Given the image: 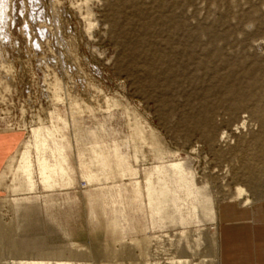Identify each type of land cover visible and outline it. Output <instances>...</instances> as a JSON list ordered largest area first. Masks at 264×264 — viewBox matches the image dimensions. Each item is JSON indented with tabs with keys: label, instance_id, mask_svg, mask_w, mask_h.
Instances as JSON below:
<instances>
[{
	"label": "rangeland",
	"instance_id": "374dc122",
	"mask_svg": "<svg viewBox=\"0 0 264 264\" xmlns=\"http://www.w3.org/2000/svg\"><path fill=\"white\" fill-rule=\"evenodd\" d=\"M0 19V264H264L255 227L243 257L216 236L226 212L264 222V0H0Z\"/></svg>",
	"mask_w": 264,
	"mask_h": 264
},
{
	"label": "crops",
	"instance_id": "0c3cea01",
	"mask_svg": "<svg viewBox=\"0 0 264 264\" xmlns=\"http://www.w3.org/2000/svg\"><path fill=\"white\" fill-rule=\"evenodd\" d=\"M2 138V139H1ZM3 137L0 136V170L3 166V164L6 162L8 155L10 154L11 150H8L7 148L5 150H3ZM66 155V151L58 148L57 147V151L56 154L54 156V161L53 163H49L47 165L48 167V171L52 174H59V173H66L65 168H66V161L64 156ZM115 182H113L111 189L116 190V192L118 193V195L121 194V190L120 187L117 185ZM260 212V213H258ZM229 213V212H228ZM226 212L225 214V220L223 223L220 224V233H218V237L220 234V257L221 258H235V257H243V256H239V255H233V252H237V251H246L249 249L248 245H247V241H245L243 238H241V230L238 229V227H244L246 226H250L252 228H256V230H253L251 233L253 235L257 237L253 238V242H256L258 239V236H263L264 231H258V226H264V222L262 223H253V222H248V224H241V220H234V218H230V217H234L233 215H235V213L233 214L232 211H230V213L228 214ZM245 211H241V215H244ZM257 215L256 218L258 221L259 220H263L264 219V206L262 209L257 208ZM229 215V218H228ZM237 216V215H236ZM240 220V221H239ZM250 223V224H249ZM239 243L241 244V246H239ZM219 245V242H218ZM238 245V246H237ZM252 249H254V247H252ZM247 257V256H244Z\"/></svg>",
	"mask_w": 264,
	"mask_h": 264
},
{
	"label": "bare ground",
	"instance_id": "6f19581e",
	"mask_svg": "<svg viewBox=\"0 0 264 264\" xmlns=\"http://www.w3.org/2000/svg\"><path fill=\"white\" fill-rule=\"evenodd\" d=\"M5 10V9H4ZM1 20V19H0ZM2 22V21H1ZM89 22V21H88ZM88 24H90V23H88ZM4 25V24H3ZM91 25V24H90ZM89 25V26H90ZM41 26V25H40ZM91 28V27H90ZM23 32V31H22ZM50 48V47H49ZM1 55V54H0ZM0 62H2V61H0ZM5 64V63H4ZM10 65V64H9ZM7 66V65H6ZM2 68V67H1ZM53 68V67H52ZM3 69V68H2ZM1 71V70H0ZM3 74H5L4 72H3ZM47 74V73H46ZM48 74H50V73H48ZM56 74V73H55ZM251 74V73H250ZM6 75H8V74H6ZM5 76V75H4ZM7 77V76H6ZM47 78H48V76H47ZM49 79V78H48ZM6 80V79H5ZM50 81V80H49ZM59 81V80H58ZM3 82H5L4 80H1L0 79V85H2V87H4V89L6 90L9 86L7 85V83H5V84H3ZM47 82V81H46ZM52 82V81H51ZM50 82V83H51ZM52 84H53V100L55 101V100H59L58 98H60L59 96V94L61 93L60 92V87L61 86H59V84H57V82H55L54 83V81L52 82ZM63 86V85H62ZM11 87V86H10ZM5 95V94H4ZM51 96V95H50ZM2 98H3V96H2ZM7 98V97H6ZM61 98H62V96H61ZM60 98V99H61ZM5 99V98H4ZM52 100V101H53ZM5 101H7V100H5ZM68 106H69V108H70V110H71V112L73 113V114H78V113H80V112H82L83 111V105L79 102V101H77V100H75V99H70L69 101H68ZM243 124V123H242ZM12 159V158H11ZM10 159V160H11ZM10 160H9V162H8V164L6 165V166H8L9 165V163H10ZM6 168V167H5ZM5 168L2 170V172H1V174H0V178H2L3 177V174H4V172H5ZM244 189L243 188H241V187H236V193H235V197L238 199V198H241L242 197V195L244 194ZM243 202H244V204H247L248 202H250V199L249 198H243ZM216 236H218V231L216 232ZM215 244H216V246H218V238L216 239V241H215ZM216 248V247H215ZM217 249V248H216ZM217 258V257H216ZM216 258H214V259H216ZM218 261V260H217ZM218 264V263H217Z\"/></svg>",
	"mask_w": 264,
	"mask_h": 264
}]
</instances>
